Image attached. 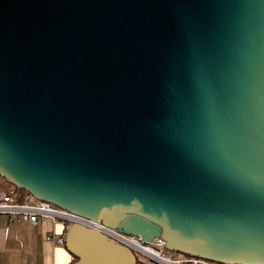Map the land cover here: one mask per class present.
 Segmentation results:
<instances>
[{
	"label": "water",
	"instance_id": "water-1",
	"mask_svg": "<svg viewBox=\"0 0 264 264\" xmlns=\"http://www.w3.org/2000/svg\"><path fill=\"white\" fill-rule=\"evenodd\" d=\"M0 176L168 250L264 264V0H0ZM69 264H136L72 223Z\"/></svg>",
	"mask_w": 264,
	"mask_h": 264
},
{
	"label": "built area",
	"instance_id": "built-area-1",
	"mask_svg": "<svg viewBox=\"0 0 264 264\" xmlns=\"http://www.w3.org/2000/svg\"><path fill=\"white\" fill-rule=\"evenodd\" d=\"M0 214H6L10 220L17 215L22 220L31 224L51 219L64 223V229L57 234L51 231L45 235L47 241L65 244V236L69 226L74 223L83 224L95 229L123 246L128 247L136 258V264H214L206 259L191 255L180 256L177 252L170 251L165 246V241L155 237L152 241L118 231L116 228L107 227L87 218L70 213L57 207L49 201H43L34 194L24 191L22 199H16V187L0 176Z\"/></svg>",
	"mask_w": 264,
	"mask_h": 264
},
{
	"label": "crops",
	"instance_id": "crops-1",
	"mask_svg": "<svg viewBox=\"0 0 264 264\" xmlns=\"http://www.w3.org/2000/svg\"><path fill=\"white\" fill-rule=\"evenodd\" d=\"M63 229L59 220L31 224L17 215L10 220L0 214V264H69L73 256L65 245L45 239L47 233L59 234Z\"/></svg>",
	"mask_w": 264,
	"mask_h": 264
},
{
	"label": "trees",
	"instance_id": "trees-1",
	"mask_svg": "<svg viewBox=\"0 0 264 264\" xmlns=\"http://www.w3.org/2000/svg\"><path fill=\"white\" fill-rule=\"evenodd\" d=\"M23 192H24V190L16 188V199H17V201H20L22 199ZM73 260H74V258H73Z\"/></svg>",
	"mask_w": 264,
	"mask_h": 264
},
{
	"label": "rangeland",
	"instance_id": "rangeland-1",
	"mask_svg": "<svg viewBox=\"0 0 264 264\" xmlns=\"http://www.w3.org/2000/svg\"><path fill=\"white\" fill-rule=\"evenodd\" d=\"M180 256H183L184 254L178 253ZM214 264H222V263H214Z\"/></svg>",
	"mask_w": 264,
	"mask_h": 264
}]
</instances>
